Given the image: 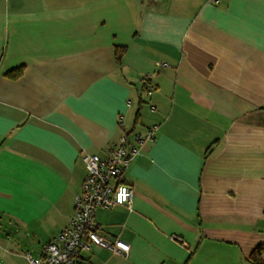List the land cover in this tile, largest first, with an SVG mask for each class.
Segmentation results:
<instances>
[{"label": "crops", "instance_id": "obj_1", "mask_svg": "<svg viewBox=\"0 0 264 264\" xmlns=\"http://www.w3.org/2000/svg\"><path fill=\"white\" fill-rule=\"evenodd\" d=\"M154 124L125 174L132 207L96 213L130 251L93 245L83 264H252L264 0H0V264H30L70 225L83 152Z\"/></svg>", "mask_w": 264, "mask_h": 264}, {"label": "built area", "instance_id": "obj_2", "mask_svg": "<svg viewBox=\"0 0 264 264\" xmlns=\"http://www.w3.org/2000/svg\"><path fill=\"white\" fill-rule=\"evenodd\" d=\"M209 1L219 4L222 0ZM160 65L168 66L167 63ZM154 90L155 87L149 85L150 95ZM122 119L120 122L123 124ZM158 130L159 125L154 124L144 133L124 131L119 142L111 148L108 157L82 153V161L87 174L81 192L75 197V213L71 223L44 245L39 258L28 254L30 264H83L82 254L89 252L93 245L106 248L118 256L128 254L131 249L128 242L120 238L110 239L100 234L96 213L99 208L132 207L134 189L125 179L126 171L136 156L141 153L142 148L147 143L156 140Z\"/></svg>", "mask_w": 264, "mask_h": 264}, {"label": "trees", "instance_id": "obj_3", "mask_svg": "<svg viewBox=\"0 0 264 264\" xmlns=\"http://www.w3.org/2000/svg\"><path fill=\"white\" fill-rule=\"evenodd\" d=\"M120 57H121V53H120L119 50H118V60H120ZM149 80H150V79H148V80L144 83V85H143V88H144V89L147 87V85H148V83H149ZM148 89H149V85H148V87H147V91H148ZM263 250H264V244L259 245V246L255 249V251L253 252L252 256L250 257V262H251L252 264H264V261L261 259V255H262Z\"/></svg>", "mask_w": 264, "mask_h": 264}, {"label": "rangeland", "instance_id": "obj_4", "mask_svg": "<svg viewBox=\"0 0 264 264\" xmlns=\"http://www.w3.org/2000/svg\"><path fill=\"white\" fill-rule=\"evenodd\" d=\"M143 98H144V100H145L146 103H148V104L150 103V100L151 99H150V97L147 94L144 93L143 94Z\"/></svg>", "mask_w": 264, "mask_h": 264}, {"label": "snow or ice", "instance_id": "obj_5", "mask_svg": "<svg viewBox=\"0 0 264 264\" xmlns=\"http://www.w3.org/2000/svg\"><path fill=\"white\" fill-rule=\"evenodd\" d=\"M121 198H123V197L121 196Z\"/></svg>", "mask_w": 264, "mask_h": 264}]
</instances>
